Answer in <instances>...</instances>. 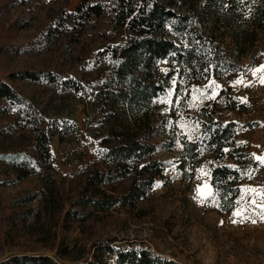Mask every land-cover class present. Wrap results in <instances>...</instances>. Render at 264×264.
<instances>
[{
  "label": "rangeland",
  "instance_id": "rangeland-1",
  "mask_svg": "<svg viewBox=\"0 0 264 264\" xmlns=\"http://www.w3.org/2000/svg\"><path fill=\"white\" fill-rule=\"evenodd\" d=\"M80 2L0 0V78L16 94L12 103H5L12 111L23 108L39 117L48 134L54 175L64 191L77 190L84 172L98 162L99 140L109 134L112 121V111L100 92L113 73V53L126 39L115 19L116 0H87L102 5V12L95 16H79ZM172 2L177 3L176 13L191 14L182 37L200 33L196 44L215 60L217 72L205 68L195 81L186 74H175L152 100L167 116V124L154 154L164 164L163 176L155 180L148 195L133 208L116 206L101 214L96 222L84 226V234L72 228L65 238L110 239L116 247L148 248L180 264H264V196L254 202L244 200L248 210L240 215L223 213L218 197L199 198L189 171L182 173L178 168L184 141L202 140V121L221 109L217 95H228L219 79L227 70L236 74L243 58L257 59L264 53V19L261 25L251 22L258 0H223L222 6L217 5L223 10L217 20L203 10L207 0ZM170 21L172 17L162 28L165 33L173 29ZM239 29L255 33L252 45L242 49L237 44ZM157 68L166 73L170 66L161 60L153 64ZM21 71L33 72L36 78L10 76ZM5 122L0 114V127ZM201 146L200 161H207L205 157L212 153ZM12 175L0 172V180ZM129 181L127 177L116 184L122 188ZM37 186L36 175L0 186V261L32 248L55 257L21 230L16 234L9 230L10 201Z\"/></svg>",
  "mask_w": 264,
  "mask_h": 264
},
{
  "label": "trees",
  "instance_id": "trees-1",
  "mask_svg": "<svg viewBox=\"0 0 264 264\" xmlns=\"http://www.w3.org/2000/svg\"><path fill=\"white\" fill-rule=\"evenodd\" d=\"M175 4L172 0H116L115 19L124 28L126 39L113 53L114 70L100 92L104 105L112 111L110 131L99 140L98 162L84 172L83 181L75 191L71 187L64 191L58 184L48 134L39 117L23 108L12 111L5 102L12 103L16 94L0 78V114L6 119L0 127V172L13 174L12 178L1 179L0 186L19 183L31 175H36L39 181V186L10 201L11 211L6 217L9 230L14 234L21 230L29 240L55 255L38 253L32 248L11 254L0 264H180L148 248L116 247L110 239L84 242L77 237L65 238L72 228L84 234V226L96 222L101 214L116 206L133 208L148 195L155 180L163 176L164 164L154 154L158 137L165 133L167 124V116L157 110L152 100L164 91L175 74L180 77L186 74L195 81L202 77L205 68L212 67L213 74L217 72L213 66L215 60L208 58L196 44L200 33L182 37L191 14L176 13ZM222 4L223 0H207L203 10L217 20L223 11ZM102 10L99 3L81 0L76 13L95 16ZM169 17L173 29L165 33L162 28ZM263 19L264 0H258L251 11V22L261 25ZM239 30L241 37L237 35V44L242 49L246 44L252 45L255 33ZM161 60L170 66L166 73L153 69V64ZM10 76L36 78L29 71ZM227 105L242 106L235 105L233 100ZM206 117L202 121L204 137L201 141H184L183 156L178 163L181 172L188 170L190 177L201 163V145L219 160L224 153L237 162H243L241 158L247 156L235 149L224 152V148L234 144L236 128L249 123L239 125L235 121L214 119L211 112ZM127 177L129 184L119 188L117 181ZM238 180L237 169L224 164L211 168V183L220 212H230L236 205Z\"/></svg>",
  "mask_w": 264,
  "mask_h": 264
},
{
  "label": "crops",
  "instance_id": "crops-1",
  "mask_svg": "<svg viewBox=\"0 0 264 264\" xmlns=\"http://www.w3.org/2000/svg\"><path fill=\"white\" fill-rule=\"evenodd\" d=\"M237 81L240 83L237 84ZM232 100L235 105H242L241 108L228 106L227 104ZM217 101L221 103V109L214 110V118L225 122L235 121L239 125L249 123L236 128L233 136L234 144L225 147L224 152L235 149L247 156L241 158L240 161L243 162H237L238 160L227 157L226 153L222 154L220 160L207 155L205 157L207 161H201L191 178L196 184L199 198L204 199L210 195L216 197L217 194L211 183V168L217 164H224L237 169L239 172V191L235 197L237 204L230 213L236 212L240 215L248 210L247 205L243 204L244 200L254 202L255 199L264 196V53L260 60L243 58L228 95L224 92L219 93ZM210 152L209 150L207 154ZM257 157L262 159L258 160Z\"/></svg>",
  "mask_w": 264,
  "mask_h": 264
},
{
  "label": "built area",
  "instance_id": "built-area-1",
  "mask_svg": "<svg viewBox=\"0 0 264 264\" xmlns=\"http://www.w3.org/2000/svg\"><path fill=\"white\" fill-rule=\"evenodd\" d=\"M257 60H260V57L257 58ZM234 77H235V71L232 73L231 70H227L223 74V76L219 79L220 84L223 85L222 88H224V90H229L230 89L231 83L234 80Z\"/></svg>",
  "mask_w": 264,
  "mask_h": 264
},
{
  "label": "snow or ice",
  "instance_id": "snow-or-ice-1",
  "mask_svg": "<svg viewBox=\"0 0 264 264\" xmlns=\"http://www.w3.org/2000/svg\"><path fill=\"white\" fill-rule=\"evenodd\" d=\"M237 84L240 83V81H237L236 82ZM245 86H248V85H245ZM258 160L262 159L261 157H257ZM234 215H236L237 213H233ZM235 223V221H233Z\"/></svg>",
  "mask_w": 264,
  "mask_h": 264
}]
</instances>
